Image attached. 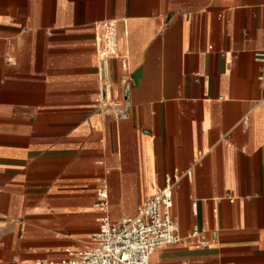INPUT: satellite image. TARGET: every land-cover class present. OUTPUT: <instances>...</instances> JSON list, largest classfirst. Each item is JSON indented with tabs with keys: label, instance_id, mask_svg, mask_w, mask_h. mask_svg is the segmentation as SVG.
<instances>
[{
	"label": "crops",
	"instance_id": "obj_1",
	"mask_svg": "<svg viewBox=\"0 0 264 264\" xmlns=\"http://www.w3.org/2000/svg\"><path fill=\"white\" fill-rule=\"evenodd\" d=\"M257 52L264 0H0V264H62L102 184L117 222L166 175L181 241L150 264H264Z\"/></svg>",
	"mask_w": 264,
	"mask_h": 264
},
{
	"label": "built area",
	"instance_id": "obj_2",
	"mask_svg": "<svg viewBox=\"0 0 264 264\" xmlns=\"http://www.w3.org/2000/svg\"><path fill=\"white\" fill-rule=\"evenodd\" d=\"M99 58L106 60L118 56L119 39L112 22L102 24ZM258 61H264V53L257 52ZM9 61L11 58L8 59ZM105 89V87H104ZM116 106L119 103H115ZM186 175L191 174L188 171ZM174 180V181H173ZM177 178L165 177V185L157 189L137 209V214L117 222L110 220L107 209V192L102 184L98 189L99 205L103 214L98 218V230L90 237V246L81 251H68L70 259L62 264H150V256L158 247L181 241L178 227L171 217L173 185ZM200 230L194 227L189 234L197 238ZM203 243L201 239L197 240Z\"/></svg>",
	"mask_w": 264,
	"mask_h": 264
}]
</instances>
